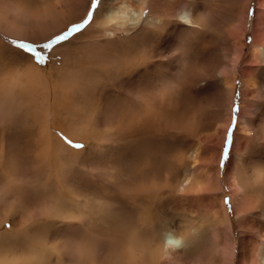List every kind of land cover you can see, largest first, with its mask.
I'll return each mask as SVG.
<instances>
[{
    "label": "rangeland",
    "instance_id": "obj_1",
    "mask_svg": "<svg viewBox=\"0 0 264 264\" xmlns=\"http://www.w3.org/2000/svg\"><path fill=\"white\" fill-rule=\"evenodd\" d=\"M57 1L13 0L10 6L52 11L61 7ZM106 1L97 7L88 0L82 18L76 15L77 22L44 41L0 28V233L6 245L42 250L54 231L58 243L79 237L89 251L96 246L94 258L104 249L102 263L116 264L136 239L147 259L159 250L151 244L164 240L161 264H230L234 241L232 264H245L243 243L251 246L252 264H262L264 185L249 183L243 164L264 169V0H236L234 8L231 0H154L141 18H167V29H157L163 33L113 38L109 31L111 39H98L89 31ZM190 4L201 5L195 31L180 28V13ZM110 5L103 12L118 9ZM133 6L139 13L138 3ZM122 12L123 20L135 13ZM255 34L263 54L253 57ZM216 57L215 77L193 82L195 74L213 70ZM32 65L40 80L33 79L37 72L26 76ZM227 76L236 79L231 108L215 100ZM236 152L244 160L238 165ZM233 184L253 205L245 218ZM155 191L162 204L154 203ZM223 212L229 226L220 223ZM80 214L87 227L63 222L62 216ZM155 214L186 223L197 248L187 255L189 245L171 247L165 226L143 223ZM44 236L47 244L33 241Z\"/></svg>",
    "mask_w": 264,
    "mask_h": 264
},
{
    "label": "bare ground",
    "instance_id": "obj_2",
    "mask_svg": "<svg viewBox=\"0 0 264 264\" xmlns=\"http://www.w3.org/2000/svg\"><path fill=\"white\" fill-rule=\"evenodd\" d=\"M152 1H154V0H107L104 3V5L98 10L97 15L95 16V19L93 20V23L91 26L93 29L91 28V31H89V32H91L92 34L93 33L97 34L98 39L102 38V37L111 39L112 36H113V38H116L117 34H123L125 36H129V34H133V36H135L134 34L137 32L140 34L143 33L146 35H147L148 31H150L151 34L157 32V31H160L161 33H163V31L157 30V29H167V24L169 22L167 18H165V19L164 18H157L155 16L151 17V18L148 17L145 20H143L141 18L142 12L145 9H147L149 5L151 6ZM235 1L236 0H231L233 8H234V2ZM10 2L12 3L13 0L9 1V2L6 0H5V2H3V0H1V2H0V28L3 29L5 32L9 33L10 35L18 37V38H22V39L28 38V39H31L33 41L34 40H43L44 41V40H47L50 37L57 34V33L56 34L54 33V30L57 29L59 31L60 29H63L66 25H69V23L77 22L79 19L77 21H74L76 19H73L76 15L80 14V16L82 18L85 14V7L87 6L88 0H59L56 2V5L58 3V5L61 6L59 8L68 7V10H69L68 12H63L62 10H59L58 7H56L57 9H53L52 11L43 10L40 12L39 11L34 12L31 10L25 9L23 6H18V5L17 6L16 5L10 6L11 5ZM128 2H130L131 4H127ZM109 3L111 5L118 6V9L115 11L113 9L110 11L106 10V12H103L106 8L105 6ZM134 3H138V5H139L138 7L140 10L139 13L135 12V10H134L135 8L133 6ZM200 7H201V5H199V6H196L193 4L186 5L185 9H183L182 12L180 13V15L184 21L183 24H180L181 29L184 28V29H188V30L191 29V30L195 31L199 28V17L201 16L200 9H199ZM153 9H155V8H153ZM126 10H129V12L131 11L130 13H132L133 11L135 13H132L130 15L129 12H127L131 17L125 18L126 20H123V19H121L122 17L120 18V16H118V13L120 11H123L125 14ZM219 14H218V16H219ZM141 20H143V22ZM88 30H90V29H88ZM109 31H111L112 33H110ZM109 33L112 34V36ZM102 35H105V36H102ZM255 35H256V38H255L256 40L254 41L253 46H252V56L253 57L260 55V53H261L260 51H262L261 46H259L257 44V42H259V40H258L259 35H257V34H255ZM173 37H175L174 41H179V39H181L180 34H176ZM263 37H264V33H263V35H260V38H263ZM125 38L126 37H124V42H125ZM128 40H131V39H128ZM125 43H128V42H125ZM135 43L136 42H134V44ZM180 43H181V41H180ZM173 44H175V43H173ZM176 44H177V42H176ZM261 54H263V53H261ZM263 59H264V57H263ZM236 61H238V60H236ZM214 63H215V65L213 66V70L211 68L210 70L205 71L206 73L201 72V73L195 74L192 77V81L197 83L201 79H204L205 77L207 78V77L213 76L212 78H214L215 73H213V72H215V70H217L216 65L221 63V58L220 57L213 58L212 62H210V64L213 65ZM212 65H210V67ZM35 72H37L38 77H34L33 79L37 78L38 80H40L42 78V75H41L42 73L37 68H35V66H33V65L31 66V69L29 70V72L26 71V73H27L26 76L28 75V73L30 74V73H35ZM30 75H32V74H30ZM166 76H167V74H166ZM28 77H30V76H28ZM32 77L33 76H31V78ZM158 81H161V80H158ZM235 82H236L235 78L232 79L229 76H227L226 78H223V83H224L226 88H224L222 86V88H224V89H222V88H218L220 86H218V87L216 86L215 89H217V90L215 91V94H216L215 96H218V97L215 100L218 99L219 104L226 102V103H228L229 107L231 108L233 94L235 92V90H234L235 89ZM244 83H245V89L248 90L251 86V83L253 84V77L247 78ZM261 110L264 113V107ZM242 119H243V117H241V120ZM242 125H243V123H242ZM242 157L243 156L240 152H236V155H234V160L236 161L237 165L240 163V161L244 162ZM243 165H245L244 171H245V174H246V177H247V180L249 183L255 184V182H256V183H260V184L264 185V169H260L256 166H254L253 164H251V162H246V164H243ZM185 181H190V179H186ZM235 186H236V184H233L232 188L234 189L233 194L235 196H238V199L236 202L237 209L239 211H241V213H240L241 217L245 218L246 216L244 215V212H246L247 210L253 209V207H251L253 205L250 203L247 196H245L244 194L241 195V193L236 188H234ZM182 189H184V188H182ZM142 190H143L142 192L145 191V189H142ZM156 191H155V200L153 198L152 199L154 200V203H156V202L160 203V201H162L164 199H162L161 197L160 198L157 197L159 194H157ZM187 193L188 192L186 191V194ZM163 202H161L160 204H162ZM150 203H151V201H150ZM80 205L83 206L81 208H82V210L85 211V208L87 206V202L83 200V202L82 201L80 202ZM48 209L50 211L51 210L54 211L53 209H50V208H48ZM215 209L216 208H214V206L211 204L208 210L209 211L211 210V213L213 214V216L215 218H217L218 214H217ZM221 209L224 210L223 204L221 206ZM154 212H155V210H154ZM99 214L98 215L96 214V215L99 217ZM225 214H227V213L223 212V217H222V220L220 221V223L225 225V226H229L230 221L225 216ZM73 215H75V214L73 213ZM73 215L72 216L70 215L68 217H66V215H65V217L62 216L63 222L66 220V218H67V221H70V224L72 223L71 220H76V221L78 220V224H79V222H81L82 226L87 227L88 222L85 221V219H84L85 217L83 218L82 214H80L79 217H75L77 215H75V216H73ZM53 216H55V215H53ZM58 216H59V214H58ZM262 217L264 220V212H263ZM161 218L159 216H157L156 214L155 215H149L143 223L146 226H149L150 228H153V229L156 225H159V224L161 226H165L166 227V228L164 227L166 229L165 232H168V234L165 235V239L170 240V243L173 245L171 247H175V249H178L176 247L182 248L183 245H189V248L186 249L184 252V253H187V255L189 253H191L194 250V248L195 249L197 248V239L198 238L195 237V235L191 232V229L186 225V223H184L182 221H176L173 219L172 220H166V221L164 219V221H162L163 219L160 220ZM140 223H142V222H140ZM144 228H145V226H144ZM150 228L148 230H150ZM226 230H228V227H226ZM52 232H53L52 235L55 237L54 240L52 239L53 237L52 238L48 237L49 239H51L50 241H48V239L46 238V236L48 234L47 235L45 234L46 236H44V238H42V239H33V241L37 240L38 242H41V243H46L48 241L49 242L48 247H45L42 250H37V249L33 248L30 251H28L29 249L25 250V251H16V250L10 249L6 245V241L4 239L6 236L3 235L2 233H0V264H103L102 262H104V261H103V259H101V256L104 253L103 252L104 249L103 250L98 249L99 250V258H94L96 256V255H94V249L96 248V246H94V248L92 250H91V248H89L91 251H93V253L91 255V253H90L91 251H89L83 245L84 243H82L83 241L81 242V240L78 239L79 237L76 238L75 240H72V239H68L65 241L61 240L60 243H58L56 241V240H58L57 239L58 236L56 235V232H54V231H52ZM59 232L61 233L60 230H59ZM228 233H229V236L231 237L230 230H228ZM263 237H264V235H263ZM263 237H261V238H263ZM131 239L134 240V238H131ZM246 241L250 242L249 240H246ZM230 243L233 247L231 248V254H230L232 257V260L229 259L230 260L229 262H230V264H232L234 261V252H235L234 246H235V244H234V241H230ZM101 244L105 246L106 242H105V244H103V243H101ZM85 245L87 246L88 243H85ZM151 245L156 246L159 249V250H153V258L152 259H147L145 257L144 250L146 248L143 249V246H141V244L136 239L133 242V244L129 247L127 254H125L126 256L124 255V257H125L124 260L122 262L117 261L116 264H161L164 260L166 261V259L163 257V252H162L163 246H165L164 240H162V242H161V240L157 241L154 243V245L153 244H151ZM152 246H150V248ZM88 247H90V245ZM250 247L246 243L242 244V249H241L242 252H240V253H241V257L243 258L242 260L245 264H252V262H251V260H252L251 256L252 255L250 256V253H251ZM157 248H155V249H157ZM98 250H96V251L98 252ZM91 256H92V258H90ZM118 257H120V256H118ZM118 257L116 258V260H118ZM262 261H263L262 264H264V256H263ZM168 263L170 264V261H168ZM239 263L242 264L241 261H239Z\"/></svg>",
    "mask_w": 264,
    "mask_h": 264
},
{
    "label": "snow or ice",
    "instance_id": "obj_3",
    "mask_svg": "<svg viewBox=\"0 0 264 264\" xmlns=\"http://www.w3.org/2000/svg\"><path fill=\"white\" fill-rule=\"evenodd\" d=\"M94 2L96 3V6L99 7V0H94ZM92 14H93V18H94V16H95V10H93V13ZM91 22L92 21H89V25L91 24ZM86 27L87 26H85V28H81L78 31H76L75 33H73V36H78L80 34V32L86 30ZM60 43H67V39L61 41ZM57 46H59V45H57ZM33 59H35V58H33Z\"/></svg>",
    "mask_w": 264,
    "mask_h": 264
}]
</instances>
